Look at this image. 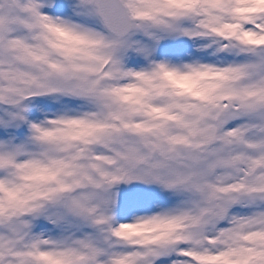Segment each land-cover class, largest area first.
<instances>
[{"label":"snow or ice","instance_id":"6c2138e0","mask_svg":"<svg viewBox=\"0 0 264 264\" xmlns=\"http://www.w3.org/2000/svg\"><path fill=\"white\" fill-rule=\"evenodd\" d=\"M0 264H264V0H0Z\"/></svg>","mask_w":264,"mask_h":264}]
</instances>
